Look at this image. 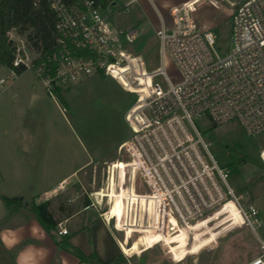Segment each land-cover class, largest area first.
<instances>
[{"label":"built area","instance_id":"obj_1","mask_svg":"<svg viewBox=\"0 0 264 264\" xmlns=\"http://www.w3.org/2000/svg\"><path fill=\"white\" fill-rule=\"evenodd\" d=\"M225 1L232 24V47L226 55L218 54L212 29L199 27L192 18L195 4L185 1L171 8L170 25L162 23L156 29L161 64L148 69L143 56L126 47L138 34L137 27L113 24L96 0H79L72 6L47 0L56 18L54 70L41 54L30 59L19 45L10 73L0 78L1 91L19 74L17 68H31L55 97L57 88L107 76L138 96L126 115L132 134L120 145L128 157L120 166L127 180L121 217L126 230L162 234L159 241L165 242L176 232L174 223L191 232L230 201L241 225L254 232L264 227V210L236 193L230 172L214 158L212 143L198 125L199 120L216 125L237 122L247 135L264 132V0ZM166 52L178 69L176 79L167 73ZM226 211L210 222L220 216V221L230 219L231 210ZM100 215L116 222L106 211ZM232 221L226 223L236 225ZM57 232L68 234L63 222ZM261 249L247 264H264L263 242Z\"/></svg>","mask_w":264,"mask_h":264},{"label":"rangeland","instance_id":"obj_2","mask_svg":"<svg viewBox=\"0 0 264 264\" xmlns=\"http://www.w3.org/2000/svg\"><path fill=\"white\" fill-rule=\"evenodd\" d=\"M128 1L113 0L116 4L110 2L102 7V12L119 27L138 28V34L126 47L133 54L142 55L148 69L161 64L156 29L162 23L170 25L171 8L185 1L195 4L192 18L198 26L214 32L219 55H226L232 47L230 5L225 0H211L217 7L209 0H139L127 4ZM232 1L240 4L244 0ZM10 36L30 59L35 58L36 53L28 49L24 35L12 31ZM165 67L172 78H178V69L168 52L165 53ZM9 73V67L0 65V77ZM63 92L67 99L65 106L48 93L43 79L31 68L16 74L12 83L0 91V161L10 164L21 159L20 165H24L27 160L31 167L30 181L36 186L39 182L53 185L76 170L79 178L69 176L63 183V191L52 198V204L56 208L59 204H68L69 210L89 204L99 213L106 211L116 216V222L110 221L114 240L116 236L121 243L136 250L121 255L122 263L247 264L262 253L264 227L254 232L249 226L241 225V216L230 202L217 215L202 220L191 232L184 228L165 242L159 241V234L146 232L142 235L124 229L121 217L127 180L120 166H124L128 157L120 145L132 134L126 115L138 96L124 91L107 76L89 77L64 88ZM26 124L31 125L35 135L30 148L25 145ZM198 125L205 139L212 143L210 149L214 158L230 172L229 181L236 193L257 202L264 210V132L247 135L237 122L213 127L209 121L199 120ZM84 162V167L79 168ZM2 174L0 187L11 189L13 178ZM228 209L231 210L230 219L220 221V216L210 222ZM66 213L58 211L56 215ZM231 219L236 225L226 223ZM105 233L101 226L100 253L108 258L111 249L106 245L109 236ZM146 239L148 245H145ZM9 255L12 260L14 251Z\"/></svg>","mask_w":264,"mask_h":264},{"label":"crops","instance_id":"obj_3","mask_svg":"<svg viewBox=\"0 0 264 264\" xmlns=\"http://www.w3.org/2000/svg\"><path fill=\"white\" fill-rule=\"evenodd\" d=\"M1 78V77H0ZM26 131V147H31V145L35 142V135L33 134L31 125L26 124L24 127ZM7 163L0 161V173L2 175H9L13 178L14 183L11 184V189H6L4 187H0V225L2 228L0 231L10 228L13 225H16V229H23L22 231V242L17 245L15 248L9 250L6 248L3 243H0V262L1 264H16V258L21 249L25 246L31 244L38 248H44L47 250V256L43 260L42 264H64L65 261L68 264H92L89 262H82L75 254L68 251L65 248L60 247L59 241L61 239H67L73 246L82 250V252L86 255L94 254L96 258L104 264H127L122 263L120 260L122 259L121 255H125L123 250L126 253L135 252V248H131L130 245L123 244V250L120 244V240L115 236L114 240V231L111 228V223L104 221L101 218V215L98 210H95L92 205H82L76 209L69 210L68 204H59L56 208L52 204V198L57 194H52L54 190L56 193H60L63 190L60 189L59 184H63L68 181L69 176L76 175L78 178V173L76 174V170H74L71 174L60 178L55 184L43 185L42 182L32 185L30 181L29 174L31 173V167H29V162L26 160L24 165H20L22 160L19 159L15 163L6 161ZM84 162L81 167H84ZM32 185V188L30 186ZM33 190V191H32ZM28 191V192H27ZM3 195L6 196H18L23 201V206H21L17 212L8 217V208L3 200ZM49 200L51 209L53 210L54 217L59 219V222H63V225L67 227L68 234L60 235L56 229L53 231H47L40 220L30 211V203L32 201H36L37 203L41 201ZM71 205V204H69ZM67 212L66 214H58L56 212ZM34 224H39L40 227L44 231L43 239H34L31 235L30 228ZM71 224V226H69ZM104 227L106 231V235L109 236V243L106 244L110 247V255L108 258H105L100 253V227ZM176 232L182 230L183 228H176L174 225ZM179 229V230H178ZM175 232V233H176ZM174 233V234H175ZM173 236V235H172ZM172 236L168 237L171 238ZM162 234H159V240H162ZM145 240V239H144ZM104 242H106V237L104 238ZM145 245H148V239H146ZM14 251V255L12 260H9V253Z\"/></svg>","mask_w":264,"mask_h":264},{"label":"trees","instance_id":"obj_4","mask_svg":"<svg viewBox=\"0 0 264 264\" xmlns=\"http://www.w3.org/2000/svg\"><path fill=\"white\" fill-rule=\"evenodd\" d=\"M77 1L79 0H64L66 4L71 6L75 5ZM96 1L103 7L113 0ZM12 31L19 35H24L28 49L41 54L47 61L48 66L54 70L57 52L56 18L47 0H41L37 4L33 0H0V65L9 68L13 67L18 46L20 45L10 36ZM20 51L23 55V50ZM25 70L26 68L24 67L17 68L18 73H22ZM63 89H56V98L65 106L67 99ZM213 127H217V125L213 124ZM3 200L8 208V217L23 206L22 199L18 196L3 195ZM50 204L49 200L30 203V211L37 216L43 227L49 232L55 230L59 223V219L54 217ZM59 245L75 254L82 262L104 264L94 254H84L81 249L73 246L67 239H61Z\"/></svg>","mask_w":264,"mask_h":264},{"label":"clouds","instance_id":"obj_5","mask_svg":"<svg viewBox=\"0 0 264 264\" xmlns=\"http://www.w3.org/2000/svg\"><path fill=\"white\" fill-rule=\"evenodd\" d=\"M61 189L64 188V185L61 184ZM52 194H57L56 190ZM22 231L23 229H11L6 228L0 231V243L8 248L9 250L15 248L22 242ZM31 235L34 239H43L44 231L39 224H34L30 228ZM47 250L44 248H38L34 245H27L21 249L16 258V264H42L43 260L47 256ZM64 264H68L67 261Z\"/></svg>","mask_w":264,"mask_h":264},{"label":"bare ground","instance_id":"obj_6","mask_svg":"<svg viewBox=\"0 0 264 264\" xmlns=\"http://www.w3.org/2000/svg\"><path fill=\"white\" fill-rule=\"evenodd\" d=\"M230 204H232V208H234L235 211H236V213H238V211H237L235 205L233 204V202L230 201ZM174 222H175V220H174ZM174 226H175L176 228H179L178 225H177V223H174Z\"/></svg>","mask_w":264,"mask_h":264},{"label":"water","instance_id":"obj_7","mask_svg":"<svg viewBox=\"0 0 264 264\" xmlns=\"http://www.w3.org/2000/svg\"><path fill=\"white\" fill-rule=\"evenodd\" d=\"M113 4H116V2H112Z\"/></svg>","mask_w":264,"mask_h":264},{"label":"snow or ice","instance_id":"obj_8","mask_svg":"<svg viewBox=\"0 0 264 264\" xmlns=\"http://www.w3.org/2000/svg\"><path fill=\"white\" fill-rule=\"evenodd\" d=\"M195 250V249H194Z\"/></svg>","mask_w":264,"mask_h":264}]
</instances>
